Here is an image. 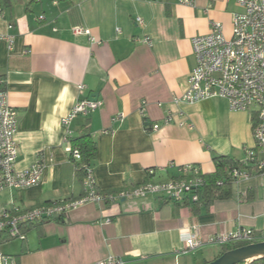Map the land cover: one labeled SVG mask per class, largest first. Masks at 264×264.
Wrapping results in <instances>:
<instances>
[{
  "label": "crops",
  "instance_id": "obj_1",
  "mask_svg": "<svg viewBox=\"0 0 264 264\" xmlns=\"http://www.w3.org/2000/svg\"><path fill=\"white\" fill-rule=\"evenodd\" d=\"M239 11L236 0H195L194 6L178 0H0V34L14 38L11 49L0 40V79L17 112L15 165L44 164L37 185L0 192V212L82 195L83 177L65 138L86 125L96 146L90 167L100 193L167 179L186 163L209 175L217 155L242 162L246 148L254 146L252 112L230 110L219 96L181 99L194 65L191 38L208 33L210 21L229 35L232 14ZM74 26L90 34H75ZM84 98L102 104L64 127L62 117ZM243 169L251 175L232 182L230 196L207 205L156 195L86 202L33 225L23 239H0V251L15 264L110 258L122 264H202L224 246L206 243L182 252V232L203 240L240 229L264 233V180L253 165Z\"/></svg>",
  "mask_w": 264,
  "mask_h": 264
},
{
  "label": "built area",
  "instance_id": "obj_2",
  "mask_svg": "<svg viewBox=\"0 0 264 264\" xmlns=\"http://www.w3.org/2000/svg\"><path fill=\"white\" fill-rule=\"evenodd\" d=\"M241 11L232 14L231 32L226 35L223 25L210 21L209 31L191 38L194 65L187 76V89L182 94L183 101L194 103L201 99L222 97L228 102L230 110L251 111L255 120H251L254 146L246 148L243 165L251 164L255 175L264 180V0H236ZM180 4L194 6L195 0H178ZM1 14V12H0ZM141 23V18H136ZM8 28H12L8 25ZM75 34L89 35L90 31L81 26H74ZM13 36L0 34L8 49L13 45ZM149 42L148 38H144ZM83 89V85L79 86ZM97 99L77 100L69 112L62 117L61 123L68 128L78 115H87L101 106ZM122 116H120L121 118ZM170 118H165L169 121ZM191 127V126H189ZM158 128V124L152 126ZM17 112L9 104L3 80L0 79V192L5 189H24L37 185L42 178L44 164L40 161L24 168H16L17 159ZM67 134L70 131L67 129ZM66 141L68 137L66 136ZM66 151L74 160H79L78 150L66 146ZM172 166V164H169ZM163 167L147 169V174L154 176L157 171H166ZM231 179L236 181L251 174L245 169H229ZM205 183L204 173L193 163L176 166V173L164 180H152L121 189L117 193H100L94 185L91 169L86 168L82 178V195L76 199H59L29 209L17 206L0 212V237L2 239H23L24 226L44 223L60 218L69 211L86 202L100 203L113 198H131L156 195L174 202H198V191ZM264 236H257L250 229H240L234 233H221L207 240L198 237L196 232H182L180 240L184 246L182 252L191 251L206 243L221 246L237 242H257ZM117 258H110L95 264H122ZM0 264H15V261L0 251Z\"/></svg>",
  "mask_w": 264,
  "mask_h": 264
},
{
  "label": "trees",
  "instance_id": "obj_3",
  "mask_svg": "<svg viewBox=\"0 0 264 264\" xmlns=\"http://www.w3.org/2000/svg\"><path fill=\"white\" fill-rule=\"evenodd\" d=\"M253 120H255V115H253ZM69 144L72 149H76L79 152L80 158L79 160H74L69 154L70 159L75 163V167L77 169L78 174L84 177L86 168H90L91 161L94 158L96 146L94 141L91 138V134L89 132L88 126H84L82 128V132L73 138L68 137ZM213 161L215 164V171L212 174L204 175L205 183L198 191L199 201L197 203H203L205 205L209 204L212 200L216 198L228 197L231 195L230 186L233 182L231 176L229 175V169L232 167L243 169V164L238 161L230 158L225 155H217L213 157ZM247 169H250L251 166H246ZM42 224L35 223L31 225L24 226V231L31 228L33 225ZM257 236H264L263 234L254 233ZM0 239H2L0 237ZM248 244V242H237L234 244L225 245L224 248L217 255L219 256L224 251L230 250L232 248L240 247ZM216 256V257H217ZM208 261L203 262L205 264ZM247 264H264V257L256 259Z\"/></svg>",
  "mask_w": 264,
  "mask_h": 264
},
{
  "label": "water",
  "instance_id": "obj_4",
  "mask_svg": "<svg viewBox=\"0 0 264 264\" xmlns=\"http://www.w3.org/2000/svg\"><path fill=\"white\" fill-rule=\"evenodd\" d=\"M264 257V240L224 251L205 264H247Z\"/></svg>",
  "mask_w": 264,
  "mask_h": 264
},
{
  "label": "rangeland",
  "instance_id": "obj_5",
  "mask_svg": "<svg viewBox=\"0 0 264 264\" xmlns=\"http://www.w3.org/2000/svg\"><path fill=\"white\" fill-rule=\"evenodd\" d=\"M219 253H220V252H219ZM219 253H218V254H219ZM218 254H216V256H217ZM216 256H214V258H215ZM214 258H212V259H214ZM212 259H211V260H212Z\"/></svg>",
  "mask_w": 264,
  "mask_h": 264
}]
</instances>
